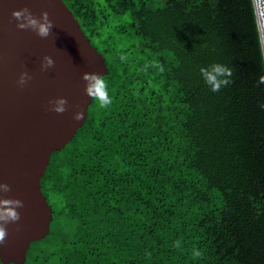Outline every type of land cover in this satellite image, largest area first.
<instances>
[{
	"label": "trees",
	"instance_id": "trees-1",
	"mask_svg": "<svg viewBox=\"0 0 264 264\" xmlns=\"http://www.w3.org/2000/svg\"><path fill=\"white\" fill-rule=\"evenodd\" d=\"M64 2L105 57L112 104L92 101L51 154L50 230L24 264H264L253 0ZM213 63L233 69L219 92L200 74Z\"/></svg>",
	"mask_w": 264,
	"mask_h": 264
},
{
	"label": "water",
	"instance_id": "water-1",
	"mask_svg": "<svg viewBox=\"0 0 264 264\" xmlns=\"http://www.w3.org/2000/svg\"><path fill=\"white\" fill-rule=\"evenodd\" d=\"M253 4L264 59V0ZM24 7L36 17L49 13L55 26L48 38L16 27L12 12ZM46 55L55 66L41 71ZM25 70L32 79L20 88L17 80ZM84 73L106 74L105 57L64 0H0V183L11 187L0 196L24 202L17 209L21 219L7 225L0 264H24L30 244L49 233L52 212L40 180L51 154L65 147L87 119L92 98L85 92ZM59 97L68 100V110L48 111V101ZM76 111L84 113L82 120H73Z\"/></svg>",
	"mask_w": 264,
	"mask_h": 264
},
{
	"label": "clouds",
	"instance_id": "clouds-1",
	"mask_svg": "<svg viewBox=\"0 0 264 264\" xmlns=\"http://www.w3.org/2000/svg\"><path fill=\"white\" fill-rule=\"evenodd\" d=\"M12 18L17 21L16 27L20 30H31L42 39L48 38L52 34V28L55 26L49 18L47 11L41 12L39 17H36L28 7L19 10H13ZM121 60L125 57L121 56ZM55 62L50 56H44L40 62L41 71H48L54 68ZM161 72L164 68L160 64H156ZM200 74L213 92H219L223 87L231 83L233 69L221 63H213L208 67L200 68ZM32 76L25 70L20 73L17 80V85L23 88ZM82 79L86 82V95L92 98V101H97L101 108H108L112 104V97L109 94V84L104 77L99 73H84ZM258 84H264V76H261L257 81ZM264 107V105H261ZM48 111L57 114H63L68 110V100L64 97L54 98L48 101ZM84 118V113L76 111L73 114L74 121H80ZM11 191L8 184L0 183V193ZM24 202L20 199L4 198L0 196V245L6 243L8 236L7 225L9 223H17L21 219L20 212L17 209L23 208ZM179 242H177V246Z\"/></svg>",
	"mask_w": 264,
	"mask_h": 264
}]
</instances>
